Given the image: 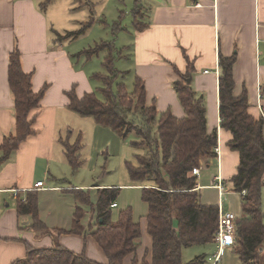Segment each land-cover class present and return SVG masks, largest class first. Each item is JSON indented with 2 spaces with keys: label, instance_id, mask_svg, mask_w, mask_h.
I'll list each match as a JSON object with an SVG mask.
<instances>
[{
  "label": "crops",
  "instance_id": "0c3cea01",
  "mask_svg": "<svg viewBox=\"0 0 264 264\" xmlns=\"http://www.w3.org/2000/svg\"><path fill=\"white\" fill-rule=\"evenodd\" d=\"M141 3L147 10L148 27L144 31L135 29L132 44L123 46L131 51L134 78L139 76L143 80L147 104L154 103L160 113L170 111L182 118L185 111L173 83L180 78L177 71L185 73L191 64L194 69L191 83L197 94L204 97L208 130L217 131L218 135L217 156L200 166L196 187L202 203L222 206L239 218L243 215L242 194L235 191L230 180L237 171L240 155L229 144L232 134L221 126L219 59L236 54L234 96L246 90L249 111L258 117V94L264 89V0H141ZM39 5L38 0H0V157L4 137L16 131L15 101L9 85V55L16 45L22 54L23 69L33 75L34 91L47 87L40 107L33 111L35 133L0 165V264L25 258L27 245L49 247L55 243L52 236L27 227L32 218L19 216L13 189L19 190L23 200L28 192L36 190L39 216L50 230L56 231L73 226L76 206L69 211L60 206L68 194L64 190L97 191L95 186L123 185L71 180V174L78 169L69 164L63 143L75 144L81 138V156L83 132L76 129L81 118L69 107L66 92L73 86L80 97L91 92L87 78H93L94 73L86 76L77 55L80 52L70 43L51 37L48 16ZM91 118L96 125L93 135L111 138L118 134ZM216 177L224 185L222 191L215 186L219 182ZM44 179L46 189L35 188ZM134 185L143 186L137 182ZM44 196L51 200H44ZM262 208L264 212V187ZM146 215H141L139 221L142 230L139 246L125 264H132L135 258L138 263H152L153 238L148 232ZM56 240L72 251H84L90 259L107 263L105 253L90 233L62 232ZM198 255H205L207 264H242L232 246L220 251L216 242L183 250L185 262Z\"/></svg>",
  "mask_w": 264,
  "mask_h": 264
},
{
  "label": "trees",
  "instance_id": "16d2710c",
  "mask_svg": "<svg viewBox=\"0 0 264 264\" xmlns=\"http://www.w3.org/2000/svg\"><path fill=\"white\" fill-rule=\"evenodd\" d=\"M51 2L40 3L41 10L44 11ZM80 4L90 5V12H94L90 0ZM133 17L134 29L144 31L148 27L143 20L140 0H136ZM93 24L92 20L77 31L65 35L58 33L56 40L75 39ZM101 51H107L103 62L107 73H94L92 77L103 82L104 87L98 89L102 98L95 91L80 97L77 87L73 86L66 92L69 107L80 115L93 117L98 124L112 128L120 136L135 133L139 139L132 144L146 150L144 155H136L135 162H126V167L130 179L145 186L141 189V197L148 206V232L153 238L151 264H207L205 255H198L188 262L183 260L184 248L215 242L219 221V206L201 202L197 177L193 174L195 167L209 163L217 156L218 145L217 131L209 132L207 127L204 97L188 82L194 69L189 64L185 73L177 71L180 78L173 85L185 111L184 117L177 118L170 111L160 113L154 103L147 104L145 84L139 76L134 78L132 92L125 82L118 81L123 72L115 67L118 52L115 43L102 41L80 53L90 58ZM235 61L236 54L219 59L221 126L232 134L229 144L240 155L237 171L230 181L235 191L242 194L243 215L238 219L236 241L232 247L242 264H264V120L260 114L255 117L250 113L246 90L234 96ZM32 80V73L23 69L22 54L16 45L9 55V85L15 101L16 131L4 137L0 165L35 133L33 111L40 107L47 87L36 92ZM262 92L264 94V89ZM63 145L69 164L74 170L79 169L84 163L79 154L81 138L75 144L65 142ZM120 190L118 187L98 188L95 203L91 189L64 190L76 203L73 226L55 232L39 216L37 191L28 192L25 200L16 201L19 216H31L32 222L27 227L52 236L55 243L49 247L27 245V256L12 264H103L90 259L84 251L78 253L60 244L56 237L62 232L90 233L105 253L106 264H125L127 257L135 255L142 230L131 207L118 211L117 217H113ZM88 209L92 214L86 229L82 221ZM132 264L149 263H138L135 258Z\"/></svg>",
  "mask_w": 264,
  "mask_h": 264
},
{
  "label": "rangeland",
  "instance_id": "374dc122",
  "mask_svg": "<svg viewBox=\"0 0 264 264\" xmlns=\"http://www.w3.org/2000/svg\"><path fill=\"white\" fill-rule=\"evenodd\" d=\"M38 1L39 3L44 2V0ZM81 1L86 2L87 0H52L45 8L44 12L48 16L51 37L57 39L58 33L65 35L67 32L77 31L85 23L93 20L94 24L84 34L75 39H66L63 42L70 43L72 48L78 52L95 47L97 43L102 41L115 43L118 48L115 67L123 72L118 77V81L125 82L129 91L132 92L134 85L133 57L129 48H124L123 46L131 45L133 41L135 30L133 10L135 9L136 0H90L94 4L93 13L90 12V5H81ZM141 6L143 7V3H141ZM143 13V20L145 21L147 10L143 9ZM77 55L86 76H91L93 73H107L103 66L107 51H101L90 58L84 53ZM87 79L92 91L97 92L99 98H102L98 89L104 87L103 82L93 78ZM148 105L150 106V104ZM77 115L81 118L76 129L83 132V147L80 153L84 163L74 174H71L72 182L98 183L100 185L108 183L114 185L123 184L113 186L121 188L117 200L119 206L113 210V217H117L118 211L131 207L135 219L141 221V215H146L148 211L147 203L141 197V187L145 186L134 185L126 167V162H135L136 155H144L146 153L144 148H137L132 144V141H136L139 138L135 133H131L126 137L114 134V137L111 138L106 135L103 136V134L93 135V126L96 125L92 118ZM44 181L46 182L45 179ZM95 187L104 188L109 186ZM96 199L97 191L94 190L92 192V201L95 203ZM44 200L50 201L51 198L44 196ZM62 201L64 203L60 206L67 211L76 206L70 194H67ZM88 210V214L82 221L86 229L92 214L91 210ZM195 257L193 256L192 259Z\"/></svg>",
  "mask_w": 264,
  "mask_h": 264
},
{
  "label": "built area",
  "instance_id": "2783aa9c",
  "mask_svg": "<svg viewBox=\"0 0 264 264\" xmlns=\"http://www.w3.org/2000/svg\"><path fill=\"white\" fill-rule=\"evenodd\" d=\"M201 5V4H197ZM258 108L261 117L264 120V94L259 91L258 94ZM200 167H195L193 169L194 175H199ZM219 182L215 185L218 187L219 190L224 189V185L222 184L219 177H216ZM45 181L41 180L35 184V188L37 189H46ZM245 193V190L243 191ZM13 197L18 200L19 197V190L13 189ZM117 204H113L112 206H116ZM238 216L229 210H224L222 206H219V221H218V230L216 232L215 242L218 244L219 250L221 251L223 248L228 246H233L236 241V230H237V223H238Z\"/></svg>",
  "mask_w": 264,
  "mask_h": 264
},
{
  "label": "water",
  "instance_id": "95a60500",
  "mask_svg": "<svg viewBox=\"0 0 264 264\" xmlns=\"http://www.w3.org/2000/svg\"><path fill=\"white\" fill-rule=\"evenodd\" d=\"M188 82H191V77L188 79Z\"/></svg>",
  "mask_w": 264,
  "mask_h": 264
}]
</instances>
